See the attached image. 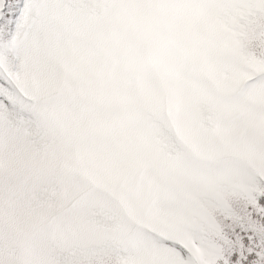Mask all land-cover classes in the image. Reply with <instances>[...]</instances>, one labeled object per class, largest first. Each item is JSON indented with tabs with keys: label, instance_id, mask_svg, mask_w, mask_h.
Here are the masks:
<instances>
[{
	"label": "snow or ice",
	"instance_id": "obj_1",
	"mask_svg": "<svg viewBox=\"0 0 264 264\" xmlns=\"http://www.w3.org/2000/svg\"><path fill=\"white\" fill-rule=\"evenodd\" d=\"M0 264H264V0H0Z\"/></svg>",
	"mask_w": 264,
	"mask_h": 264
}]
</instances>
